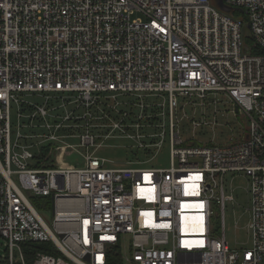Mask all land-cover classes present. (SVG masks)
Instances as JSON below:
<instances>
[{"label": "built area", "instance_id": "obj_1", "mask_svg": "<svg viewBox=\"0 0 264 264\" xmlns=\"http://www.w3.org/2000/svg\"><path fill=\"white\" fill-rule=\"evenodd\" d=\"M223 3L229 11L216 0H0V263L109 264L116 253L125 264H264V0ZM223 99L243 136L186 145L179 108ZM202 123L217 121L193 129ZM168 125L167 168L96 155L119 134L151 154ZM240 175L250 246L232 249L217 227L235 198L227 179ZM31 242L62 254L29 263Z\"/></svg>", "mask_w": 264, "mask_h": 264}, {"label": "rangeland", "instance_id": "obj_2", "mask_svg": "<svg viewBox=\"0 0 264 264\" xmlns=\"http://www.w3.org/2000/svg\"><path fill=\"white\" fill-rule=\"evenodd\" d=\"M239 11L234 13L237 16ZM138 15H134L137 17ZM251 36V31L248 28L243 30V39L248 41V37ZM21 98H24L31 102H42V95L23 92L19 93ZM159 97L158 100H161ZM223 99L216 107L214 105L208 106L205 112L201 107H197L196 111L190 106L181 107L178 110V117L187 113V117H183L181 120H177L176 131L179 132L182 138L185 140V144H208V143H226L231 140L240 138L244 134L243 122L241 119H236L234 115V107ZM12 118L16 123V106L12 108ZM192 119L203 122L204 119L217 121L214 127L210 124L202 123L199 127L193 129ZM13 122V124H14ZM167 124L169 122L167 121ZM169 125L166 130L168 135L164 139L159 149L153 148L147 154L144 148H139L133 144L132 139L127 136H121L116 132V136H113L105 141V146L99 147L96 151V155L111 160L108 162L109 166L113 167H129V166H146L167 168L170 163V138H169ZM147 132H151L152 129H146ZM69 142L76 143L78 139H69ZM73 159L77 160L78 155L74 154ZM146 161L143 164H138L136 161ZM248 180L244 176L240 175L235 178L229 177L227 179L226 188L229 193L234 189V200H227L225 208V221L224 228L222 230L218 228V233L223 234L230 248H245L250 246V237L246 230V224L249 220V214L247 207L249 205V195L247 192ZM44 201V200H42ZM42 214L49 220L50 224L53 218V210L48 208L46 210L41 209ZM127 246L125 244L123 253L126 254ZM8 253L7 239L0 235V260L6 261ZM16 262H20L19 250L16 249ZM123 262V261H122ZM122 264H125L124 262Z\"/></svg>", "mask_w": 264, "mask_h": 264}, {"label": "trees", "instance_id": "obj_3", "mask_svg": "<svg viewBox=\"0 0 264 264\" xmlns=\"http://www.w3.org/2000/svg\"><path fill=\"white\" fill-rule=\"evenodd\" d=\"M241 12H239L238 15H240ZM259 50H255V52H258ZM50 199V198H49ZM37 207H40V199L36 198L33 200ZM221 229V226L219 224V231ZM218 230V227H217ZM24 252L26 253L27 260L32 262L33 255L36 252H44V253H50L55 255H60L62 252L57 249L52 242H31V243H24L23 244ZM122 260L120 256L116 253L110 254V261L109 264H122Z\"/></svg>", "mask_w": 264, "mask_h": 264}, {"label": "water", "instance_id": "obj_4", "mask_svg": "<svg viewBox=\"0 0 264 264\" xmlns=\"http://www.w3.org/2000/svg\"><path fill=\"white\" fill-rule=\"evenodd\" d=\"M216 1H217L218 5H219L222 9H224V10H226V11H229L230 8H228L227 6H225V4L223 3V0H216ZM0 264H3V263H0Z\"/></svg>", "mask_w": 264, "mask_h": 264}]
</instances>
